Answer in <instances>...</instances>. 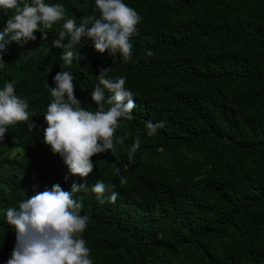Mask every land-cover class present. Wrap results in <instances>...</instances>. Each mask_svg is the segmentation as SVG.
Returning <instances> with one entry per match:
<instances>
[{"label":"trees","instance_id":"16d2710c","mask_svg":"<svg viewBox=\"0 0 264 264\" xmlns=\"http://www.w3.org/2000/svg\"><path fill=\"white\" fill-rule=\"evenodd\" d=\"M44 2L61 4L65 19L77 25L100 15L95 0ZM123 3L141 17L129 62L118 53H98L83 38L76 46L81 59L65 64L64 50L52 45L63 20L47 30V39L40 31L27 42L5 36L0 89L14 82L15 94L35 115L12 125L15 134L2 143L13 144L10 163L18 159L20 170L14 183L0 188L4 219L9 206L18 209L53 184L69 191L83 183L89 191L74 198L89 217L83 239L93 264H264V0ZM14 11L0 12V32ZM109 67L108 78H125L136 107L132 120L119 121L115 136L125 139L115 154L94 155L92 173L81 179L43 142L49 88L57 72L68 71L81 106L95 111L90 93ZM149 121L163 123L153 136ZM136 137L140 146L129 160ZM97 181L116 185L115 203L96 200L90 189ZM3 211L8 260L16 235L1 222Z\"/></svg>","mask_w":264,"mask_h":264},{"label":"clouds","instance_id":"9594fccd","mask_svg":"<svg viewBox=\"0 0 264 264\" xmlns=\"http://www.w3.org/2000/svg\"><path fill=\"white\" fill-rule=\"evenodd\" d=\"M15 10L11 18L6 20V27L0 32V68L5 66L3 55L7 51L5 36L11 34L12 41L35 40V32H41V39H47V30L52 29L57 21L63 20L62 30L52 45L64 51L61 59L67 65L73 60L81 59L77 47L83 38L92 41L95 51L108 53L115 57L118 53L124 62L132 59L131 38L138 34L137 25L141 21L139 14L123 3V0H95V15L85 16L79 25L74 19H65V9L61 4H46L44 0H31L21 6L20 0H0V12L7 14ZM152 51L147 52L151 57ZM111 67L101 69L97 75L98 83L90 93L95 103V111H88L81 106L75 95L73 75L68 71H59L53 76L55 86L50 87L52 97L43 114L47 127L43 130V142L50 146L52 153L59 154L67 165L72 176L86 178L92 173L94 164L92 157L111 151L115 154L116 144H122L125 137H116L121 119L132 120V110L136 107L133 93L125 88V78H108ZM105 90L108 95H105ZM107 106V107H106ZM35 115L28 111V103L15 94L14 82H6L0 89V188L14 183L20 172L19 162H11L13 144H2L14 133L12 125L26 122ZM32 131L34 121L28 125ZM147 135L153 136L163 127L162 122L145 124ZM140 146L136 137L129 160ZM119 174V171L115 173ZM67 180V176L65 177ZM121 185L126 178L119 177ZM35 189V187H33ZM115 184L106 185L97 181L91 187L96 200L100 204L115 203L119 193ZM88 192L86 184L73 183L69 191L59 184L51 189L36 192L28 199L19 203V207L6 211L0 199V213L3 211L4 224L13 227L16 244L8 257L4 247V236L0 231V264H93L90 249L83 239L84 230L88 226L89 217L81 215L83 204L75 199L74 194Z\"/></svg>","mask_w":264,"mask_h":264}]
</instances>
